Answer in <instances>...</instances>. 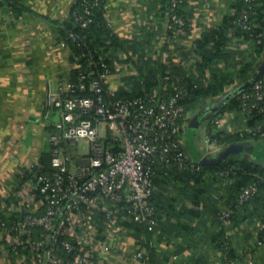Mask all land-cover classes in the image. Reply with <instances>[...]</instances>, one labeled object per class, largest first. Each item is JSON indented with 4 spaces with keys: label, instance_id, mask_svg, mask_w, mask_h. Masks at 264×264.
<instances>
[{
    "label": "built area",
    "instance_id": "built-area-1",
    "mask_svg": "<svg viewBox=\"0 0 264 264\" xmlns=\"http://www.w3.org/2000/svg\"><path fill=\"white\" fill-rule=\"evenodd\" d=\"M181 1L168 0L166 13L173 41L183 32L181 28L192 27L178 14V9L176 12ZM98 2L83 0L86 14L92 13L91 6ZM255 13L256 10L253 14L243 10L235 23L252 35ZM76 19L84 27L91 21L84 16ZM75 35L70 33V37ZM229 36L236 38L233 29ZM60 44L68 47L64 39ZM155 53L150 50L142 59L156 62ZM170 59V54L163 57V65L169 69ZM100 64L104 70L99 77H92L93 71L80 72L76 81L63 80L56 91L48 94L49 105L58 109L61 119L59 131L49 137L51 167L48 171H41L38 165L27 168L43 211L39 213L20 204L17 210L22 213L21 218L0 223L9 246L21 256L18 264H110L118 245L127 239L132 241L130 259L150 263L144 228L158 231L157 211L151 202L158 190L154 178L157 172L167 174L168 169L177 165L184 168L188 157L182 148L189 111L180 103L183 90L177 86L171 90L168 84L169 70L160 84L131 96L120 95L119 91L133 90L137 71L132 78L111 87L108 82L114 72L103 59ZM251 87L253 92H243L241 100H263L264 71ZM245 107L249 109L248 104ZM223 115L217 114L201 131L203 158H215L234 144L216 137L220 131H237L224 127ZM81 142H86L87 149L77 153ZM256 193V185L248 186L241 193V201ZM228 214L227 209L220 213L226 224ZM129 223H138L142 230L136 231ZM262 243L258 241L259 245Z\"/></svg>",
    "mask_w": 264,
    "mask_h": 264
},
{
    "label": "crops",
    "instance_id": "crops-1",
    "mask_svg": "<svg viewBox=\"0 0 264 264\" xmlns=\"http://www.w3.org/2000/svg\"><path fill=\"white\" fill-rule=\"evenodd\" d=\"M24 2L26 10L14 15L7 3L0 0V223L21 218L22 213L17 210L20 204L39 213L43 211L33 184L25 174L27 168L39 164L42 153L49 151L50 135L59 131L60 115L58 109L49 105L48 94L56 91L63 80H71V72L76 66L70 49L60 44L59 29L75 0ZM105 3V18L124 42V46L112 47L103 55L112 60L114 73L108 82L111 87L129 79L137 71L139 59L144 55L147 57L150 50L156 51L155 60L159 68L163 65V57L170 54L174 57L172 63L185 64L187 70L198 76L200 70L193 64L195 54L188 57L192 53L189 47L204 31L220 25L231 7V0H185L182 8L187 12L192 27L190 32L179 33L173 41L170 40L172 30L164 10L167 5L164 0H105ZM226 49L227 54L212 61L208 66L210 69L205 72V82L216 80L218 75L225 78V93L238 85L239 71L244 63L250 61L251 55H255L251 40L232 38ZM263 61L264 51L261 58L256 59V75ZM218 97L203 101L188 119V141L193 151L199 154H203L200 136L203 127L222 113H215L220 108L218 104L214 107ZM233 112H223L224 127L240 130L246 126L245 119L243 114ZM243 154L264 164V150ZM176 192L173 190L176 197H180ZM183 203L189 205L185 198L178 204L181 206ZM186 221L189 228L180 229V235L165 234L159 241L156 238L152 240L157 262L151 261L145 237L149 264H224L210 240L209 234L215 229L213 222L209 221L205 226L195 218ZM260 224L257 221L248 222L243 227L226 226V232L233 239L238 264H250L251 259L264 257V247L249 250L257 238ZM131 249L130 239L118 245L110 264H148L146 260L130 259ZM20 260L21 256L9 246L0 224V264H18Z\"/></svg>",
    "mask_w": 264,
    "mask_h": 264
},
{
    "label": "trees",
    "instance_id": "trees-1",
    "mask_svg": "<svg viewBox=\"0 0 264 264\" xmlns=\"http://www.w3.org/2000/svg\"><path fill=\"white\" fill-rule=\"evenodd\" d=\"M3 1L7 3L14 15H19L26 10L25 0ZM164 1L167 3L164 10L168 12V0ZM184 2L185 0L181 1L176 12L178 9V14L190 23L187 12H184L182 8ZM105 6V0H99L96 5L91 6L92 13L86 14L83 0H75L70 7L67 19L59 24L61 38L67 42L71 51V59L76 65L71 72L72 81L78 79L80 72L88 74L93 71L91 76L99 77L104 70L100 64L102 59L113 70L112 60L103 57V55L112 47L124 46V42L112 30L105 18ZM230 6V12L224 16L220 25L204 31L196 43L189 47V50L192 49V53L187 56L192 57L195 54L193 64L200 70L198 76L187 70L185 64L175 61L172 63L174 57L170 59L172 64L170 69L167 65H162L159 68L157 62L151 61V59H139L136 64L137 74L134 75L138 80H135L133 90L129 93L124 90L119 91L120 95H141L151 87L160 84L163 76L169 70L170 72L167 73L170 76L168 84L171 90L174 86L183 90L180 103L187 111L193 112L203 101L220 96L216 100L218 101L216 102L217 107L220 106V108L215 113L234 110L243 114L246 122V126H242L235 132L220 131L217 133L216 137L218 138L229 143L238 141L244 146V150L239 153H229L223 157L220 156L221 154L218 155L219 160H213L216 157L203 158L202 154L193 151L188 141L190 131L188 127L186 143L182 148L188 157L185 159L184 168H179L177 165V167L168 169L167 174L156 173L154 182L158 190L152 195L151 202L157 211L160 231H157V228L152 230L144 228L151 261L154 262H157L156 247L152 240L156 238L159 241L165 234L180 235L178 233L180 229L187 230L189 228V223L186 220L195 218L205 226L209 221L213 222L215 229L209 234L213 248L221 254L224 264H238L240 262H238V256L233 247V239L226 232V226L243 227L248 222L257 221L264 223V164L257 160H251L248 155L243 154L264 150V99L258 100L251 97L244 102L240 98L243 92H253L251 85L257 76L258 68L255 64L256 59L261 58L264 51V35L259 38L260 34H264V0H252L251 2L231 0ZM243 10H247L250 14L256 10L254 14L256 26L252 35L250 31L243 30L235 23ZM78 16L90 18L91 21L85 27L81 26L79 20L76 19ZM187 26L181 30L190 32L191 28ZM230 29L235 31L236 38L255 41V55H252L250 61L244 63L239 71L238 85L225 93L227 91L225 78L218 75L216 80L205 82V72L207 73V68L212 61L227 54V44L232 40V37L229 36ZM71 32L76 34L75 37H70ZM184 56L187 57L186 54ZM90 60H94L95 64H90ZM262 68L264 71V61ZM87 80L88 78L85 79V81ZM88 93L81 92L80 94L88 95ZM224 93L226 95L221 96ZM245 104H248L249 109L245 107ZM191 164L200 166V168L196 169V166L190 168ZM37 167L41 171L50 169L51 155L49 151L42 153ZM25 175L28 177V169ZM250 185H256L258 193L248 200L241 201V193ZM173 190L177 191L176 193L180 197L177 196V198ZM183 198L189 201V205L183 203L179 206L178 203ZM225 209L229 210V223L227 224L226 220L220 217L221 211ZM130 226L139 232L142 230V226L138 223H131ZM259 240L263 242L262 245L258 244ZM250 246L249 250L251 251L264 247V226L262 227L261 224L257 228V238ZM250 264H264V257L253 258Z\"/></svg>",
    "mask_w": 264,
    "mask_h": 264
},
{
    "label": "water",
    "instance_id": "water-1",
    "mask_svg": "<svg viewBox=\"0 0 264 264\" xmlns=\"http://www.w3.org/2000/svg\"><path fill=\"white\" fill-rule=\"evenodd\" d=\"M262 72H263V68L260 69L259 74H257V76L253 80H255L258 76H260V74ZM243 150H244L243 144H241V143H234L231 146H229L225 151H223L220 156L223 157V156H225V155H227L229 153H232V154L239 153V152H241ZM213 160H219V157L218 158H215Z\"/></svg>",
    "mask_w": 264,
    "mask_h": 264
},
{
    "label": "rangeland",
    "instance_id": "rangeland-1",
    "mask_svg": "<svg viewBox=\"0 0 264 264\" xmlns=\"http://www.w3.org/2000/svg\"><path fill=\"white\" fill-rule=\"evenodd\" d=\"M215 104H216V102H214V107H215ZM191 116H192V114H191V112H189V113H188V117H189V119L191 118ZM195 130H196V129H195ZM195 130H194V131H195ZM197 130H198V129H197ZM199 130H200V129H199ZM80 146H81V147H80L79 150H80L81 152H82V151H85V149H87V148H86V142H83V143L81 142V143H80Z\"/></svg>",
    "mask_w": 264,
    "mask_h": 264
}]
</instances>
